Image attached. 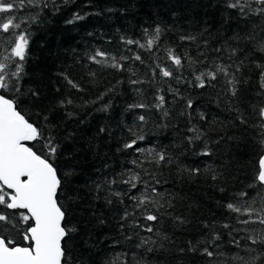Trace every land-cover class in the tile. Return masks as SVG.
<instances>
[{
  "label": "trees",
  "instance_id": "1",
  "mask_svg": "<svg viewBox=\"0 0 264 264\" xmlns=\"http://www.w3.org/2000/svg\"><path fill=\"white\" fill-rule=\"evenodd\" d=\"M43 2L26 0L14 13L25 20L39 13L38 22L30 25L31 58L19 102L22 114L59 145L54 157L62 179L58 198L67 227L75 229L67 240L69 264H240L234 257L244 256L247 246L243 232L233 231L240 227L237 214L226 205L238 204L241 192L258 201V193H264L257 179L264 135L253 111L254 106L264 107L260 69L255 67L264 64V52L255 51L247 39L260 21L229 7L234 0H47L41 8ZM157 27L160 38L150 52L125 45V38L145 43V29L151 33ZM13 39L0 30V63L8 62L9 71ZM96 49L117 60L140 54L143 63L129 59L122 62L123 70L103 67L88 58ZM169 49L187 54L183 67L174 69L167 59ZM156 65L173 69L174 77H161L159 69L154 74ZM217 65L235 72L240 81L235 97L219 77L203 88L196 86L195 77ZM65 77L82 91L71 88ZM159 95L165 97L164 109L155 107ZM66 99L72 104L61 106ZM137 104L147 107H130ZM237 108L246 124L240 123ZM193 128L201 133L199 139ZM133 133L144 136L136 147L164 152L170 162L156 164L147 153L125 149ZM133 160L160 181L157 187L166 197L171 194L173 207L160 209L164 218L158 223L144 220L137 211L144 227L129 220L121 230L123 206L110 193L128 186L107 182L127 169L151 180ZM128 194L138 195L131 189ZM124 203H130L127 197ZM149 224L153 233L145 230ZM216 234L219 254L206 257L203 248L213 250L211 237ZM233 237L240 248L231 243ZM147 238L155 243L138 247ZM192 246L199 250L190 251Z\"/></svg>",
  "mask_w": 264,
  "mask_h": 264
},
{
  "label": "snow or ice",
  "instance_id": "2",
  "mask_svg": "<svg viewBox=\"0 0 264 264\" xmlns=\"http://www.w3.org/2000/svg\"><path fill=\"white\" fill-rule=\"evenodd\" d=\"M25 3L26 0H18V3L16 0H0V30L14 36L12 55L9 57L13 70L9 71L6 67L8 62L0 63V264H69L67 240L71 238L70 233L75 229L67 227L66 213L58 198V193L62 191V179L55 166L54 157L59 145L53 136L45 135L41 128L30 122V119L26 118V113L22 114L23 109L19 102V98L25 95L20 91V82L26 75L25 64L31 58L28 51L29 38L32 35L30 25L38 22L39 16L37 13L35 16H28L25 20L23 17L14 15L18 7H25ZM253 4L256 7H253ZM40 6L46 8L47 0H44ZM228 6L238 10L241 16L254 17L260 21V24L257 25L258 31L254 30L247 39L255 51L264 52V0H234ZM76 19H82V17L77 16ZM160 33L159 27L151 33L145 29L142 37L145 43L128 38L124 39V43L125 45L135 44L138 50L150 52L159 40ZM182 39L192 38L182 37ZM234 52L235 49H233ZM186 56L187 54L184 57L173 54V51L169 49L167 59L171 61L174 69H179L184 66L183 60ZM88 58L103 67L121 70L124 69L122 62L129 59L143 63L140 54H135L132 57L120 56L117 60V57L99 49L94 50V53ZM255 67L260 69V84L264 89V64L257 63ZM157 69H159L161 77H174V70L169 67L156 65L152 72L155 74ZM238 70L239 68H237ZM218 77L224 80L228 85V92L235 97L240 81L236 78L235 72L229 71L228 66L217 65L215 71H201L195 77L196 86L203 88L207 84H211L212 81H216ZM176 79L179 83L181 78L176 77ZM65 80L71 88L82 91L74 81L67 77ZM129 82L133 85L142 83L139 80H130ZM28 91L34 96L38 95L32 89ZM9 94L12 98H9ZM157 99L155 107L164 109L165 97L159 95ZM60 104L61 106L70 105L72 101L66 99L60 101ZM187 106L192 107L191 100L188 101ZM130 107L145 108L147 106L137 104L130 105ZM236 111L240 123L246 124L247 120L243 114L239 112L238 108ZM253 111L261 121L260 129L264 135V107H259L257 110L254 106ZM167 114V110H164L163 115ZM68 115L72 114L68 113ZM201 118L205 119L203 116ZM46 119L47 117H45ZM138 119L144 121L145 117L139 116ZM192 131L199 139L201 133L195 128ZM129 132H132V129H129ZM143 139V135L133 133V138L124 144V148L133 149L141 154L147 153V158L156 164L170 162V158L164 152H154L152 149L136 147L138 141ZM29 143L32 146H29ZM261 143L264 144V139ZM204 154L210 155L207 151ZM258 163L257 179L261 188H264V156L260 157ZM132 164L137 165L145 175L151 176V180H145L140 171L127 169L119 179L113 178L107 182L110 185L125 184L128 189L136 190L138 193V195H129L128 189L124 192L110 193L123 206L120 216L121 230H123L124 223L129 220H132L137 227H144L137 220V211L144 220L158 223L164 218V213H160V209L165 206L173 207L171 194L166 197L157 187L160 181L148 173L141 162L133 160ZM192 171L199 172V169ZM258 195H261L259 201L253 198L245 199L248 197V193L241 192L238 194V204L228 203L226 205L227 209L237 214V224L240 227H234L233 231L237 234L243 232L242 239L247 246L244 256L234 257L240 264H264V193H258ZM125 197L129 200V204L124 203ZM106 202L111 204L112 200L108 199ZM241 216L245 218L240 219ZM174 219L179 223H184L181 217ZM257 225L259 227H254ZM225 227L229 226L225 225ZM145 230L149 233L155 231L151 224ZM164 238L167 239V237ZM219 239L218 234L213 235L211 237L213 250L204 247L202 254L209 258L218 255L219 244L216 242ZM150 242L155 243V241H151V238L142 239L138 247L146 246ZM231 243L237 248L241 247L240 241L235 237L232 238ZM152 250L145 248V251ZM189 250L195 252L199 249L192 246Z\"/></svg>",
  "mask_w": 264,
  "mask_h": 264
},
{
  "label": "water",
  "instance_id": "3",
  "mask_svg": "<svg viewBox=\"0 0 264 264\" xmlns=\"http://www.w3.org/2000/svg\"><path fill=\"white\" fill-rule=\"evenodd\" d=\"M30 144H31V143H29V146H30ZM263 156H264V154H263Z\"/></svg>",
  "mask_w": 264,
  "mask_h": 264
}]
</instances>
